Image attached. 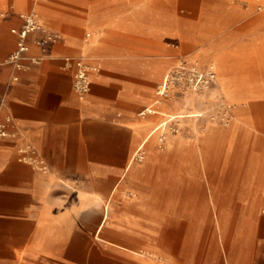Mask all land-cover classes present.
Wrapping results in <instances>:
<instances>
[{"label": "crops", "instance_id": "1", "mask_svg": "<svg viewBox=\"0 0 264 264\" xmlns=\"http://www.w3.org/2000/svg\"><path fill=\"white\" fill-rule=\"evenodd\" d=\"M10 1L14 4V9L7 10L0 6L7 13L0 21L1 60L5 59L16 46L17 36L11 32V28L21 25L19 14L24 10L15 8L25 4L27 0ZM94 1L96 3L91 5L85 0H31L44 25L59 31L62 38L43 49L36 41L43 36L42 33L32 32L28 36L30 49L27 55L39 57L40 62H30L21 68L9 63L0 65V101L2 97L5 99L3 105L0 104V117L11 115L12 123L9 128L14 131V135L0 137V264L22 262L23 231L39 233L51 230L50 226L54 219L53 201L58 198L56 187L63 186L72 177L85 173L87 168L94 166L96 161L94 152L103 150L101 146L98 149L96 147L95 142L99 136L108 138L109 143L104 149L109 153H115L123 149L119 148V140L123 134L140 125L147 126L133 109L125 110L117 117L111 107L104 105L110 96L109 86L117 77L113 73L128 71L116 69L108 64L105 58H101L110 54L106 47L110 36L115 35L118 39L130 37L138 41L144 40L147 43L146 50L160 47L173 51L175 50L173 45L177 44L184 49L194 48L192 33L182 29L156 34L153 31L156 29H153L144 35L140 28L143 26L141 20L151 13L155 15L157 13L158 19L162 20L165 17L162 13H166L163 10L180 12L179 10L185 6L190 9L214 3L215 0ZM219 1L236 4L246 2L249 10L253 11L255 8L260 10L256 17L260 23L259 27L251 30L246 43H238L240 53L237 58L231 59L228 53H225L214 59L217 65V79L216 89L212 91L218 89L229 98L233 115L231 123L228 127H223L208 119L205 123L200 122L202 131L199 130L197 123L187 132L179 128L175 132L168 129L165 148L173 155L179 147L198 152V146L201 150L204 146L214 157L216 153L214 147L221 141L218 177L209 180V183L223 184L224 191H231L232 186L236 188L240 184H255L256 202L264 193V0ZM114 3L117 7L116 19L111 17V7ZM58 8H63V12ZM228 12L229 17H238L241 13L232 10ZM115 26L127 29L130 31L129 35L121 30L111 31L110 29ZM203 29L202 31H205ZM220 30L226 31L227 28H215L216 32ZM162 35L171 37L173 44L161 41ZM204 45V42L199 43L198 47H202L200 52L213 56V49L217 45L212 42ZM79 53L94 59L95 61H91L84 58L99 68L98 72L92 73L93 85L86 98H81L73 86L76 67L70 59L77 57L75 54ZM235 63L239 74L237 82H234L230 75ZM168 76L169 74L165 73L161 83ZM122 79L125 82L130 81L127 76ZM206 93L200 94L199 101L195 94L187 95V103L194 105V110L189 114L194 117L206 114V111H202V107L208 108V105L205 106L208 100ZM162 94L158 89V97ZM159 103L161 102L158 98L152 100L140 110V114L160 111L157 108ZM163 113L165 117L158 120L132 150L126 163L127 169L132 166L136 155L156 147L159 132L166 130L170 120L186 115L185 110L181 109ZM115 117L118 120H113ZM27 145L34 147L38 156L45 159L47 169L36 168L30 161L19 158L21 149ZM107 161L112 167V175L117 176L118 157L112 155ZM172 171L173 169L170 171L164 167L158 168L157 182L160 185L157 191L160 195L169 193L167 179ZM114 180L116 182L118 178ZM96 182L98 184L102 180ZM205 191V188L194 186L192 192L196 194ZM214 193L215 187L210 186L211 196ZM95 194V207L91 208L90 212L107 217L109 205L105 201V196L101 190ZM163 224L158 242L174 250H185L187 238L191 234L189 223L168 216ZM212 231L209 230L204 238L201 258L204 257L211 242ZM253 231L256 237L253 264H264V212L259 214L254 222Z\"/></svg>", "mask_w": 264, "mask_h": 264}, {"label": "rangeland", "instance_id": "2", "mask_svg": "<svg viewBox=\"0 0 264 264\" xmlns=\"http://www.w3.org/2000/svg\"><path fill=\"white\" fill-rule=\"evenodd\" d=\"M85 1L91 5L96 3L94 0ZM13 5L10 0L0 1V6L7 10L14 9ZM235 5L237 7H232ZM191 8L185 6L180 12L161 9L166 12L162 13L165 15L162 20L158 19L157 13L148 14L141 20L143 26L140 28L144 35L153 29H156L153 30L156 34L184 29L187 33H192L194 48L184 49L177 44L173 45V51L160 47L146 50L147 43L144 40L110 36V41L106 44L110 54L101 58H105L116 69L128 71L113 73L117 77L109 86L110 96L104 105L111 107L117 117L125 110L133 109L147 126L140 125L123 134L119 140V148L123 149L115 153L104 149L109 143L106 136L97 138L96 147L98 149L101 146L103 150L94 152V166L87 168L85 173L72 177L63 186L56 187L58 198L53 201L54 219L51 230L39 233L23 231V260L18 264H253L256 238L253 224L263 212L264 193L255 202V184H240L236 188L232 186L231 191H224L223 184L209 183V180L218 177L221 141L214 147V157L204 146L202 150L198 146V152L179 147L172 155L165 148V143L168 129L175 132L179 128L187 132L197 123L202 131L200 122L205 123L208 119L223 127L230 125L233 115L229 98L224 92H213L206 85L215 84L212 75L217 69L214 61L216 56L228 53L231 59L237 58L240 53L238 43H246L251 30L259 27L256 17L260 10H249L246 2L236 4L219 0ZM15 9L33 11L40 19L31 0ZM58 9L63 12V8ZM229 10L241 12L240 16L229 17ZM116 13L114 3L111 17L116 19ZM40 22L44 24L41 19ZM216 27H225L227 30L216 32ZM110 30H121L127 36L130 32L117 26ZM164 36L162 35L161 41L172 42L171 37ZM158 40L157 38L156 41ZM201 42H204V46L211 42L217 45L213 49V56L200 52L202 47L198 45ZM75 55L95 61L80 53ZM165 73L169 74L168 86L158 97V89ZM230 75L237 82L239 74L236 63L233 64ZM124 76L130 81L125 82L122 79ZM92 85L93 83L89 92ZM203 90H207L208 100L205 106L208 105V108L202 107V111H206L204 116L194 117L189 114L194 110V105L187 103L186 97L195 94L199 101ZM89 92L80 97L86 98ZM144 94H148L149 98L144 97ZM157 98L161 102L157 106L160 111L140 114L143 107ZM180 109L185 110L186 115L170 120L166 130L159 132L156 147L136 155L132 166L127 169L126 163L132 150L143 135L165 117L163 112ZM113 120L118 119L115 117ZM162 138L164 140H160ZM112 155L118 157L119 161L117 176L112 175V167L107 161ZM160 167L170 171L173 169L168 174L167 187L170 189L166 195H160L157 191L160 185L157 182ZM115 178H118L116 182ZM100 179L102 182L97 184L96 181ZM194 186L205 188L206 191L193 194ZM210 186L215 187L212 196ZM98 190H101L109 205L107 217L90 212L95 207L94 197ZM168 216L186 220L191 226L187 248L183 251L158 242L161 228ZM209 230H213L212 239L201 258L204 238ZM34 243L38 245L35 246Z\"/></svg>", "mask_w": 264, "mask_h": 264}, {"label": "built area", "instance_id": "3", "mask_svg": "<svg viewBox=\"0 0 264 264\" xmlns=\"http://www.w3.org/2000/svg\"><path fill=\"white\" fill-rule=\"evenodd\" d=\"M6 15V11L0 8V21H2ZM19 16L21 18V25L19 27L11 28V32L17 36L16 46L5 59H0V65L9 63L14 67L21 68L26 67L30 62H40L41 59L39 57L27 55L30 49L28 36L32 32L39 31L42 33L43 36L36 41L43 49H46L50 43L62 38V34L59 31H55L42 24L37 13L33 11L21 12ZM70 61H72L76 67L73 76L74 89L79 96L83 97L91 88L92 73L98 72L99 68L88 63L83 57H75L70 59ZM4 100V97H2L0 101L1 105H3ZM11 123V115L7 114L4 118L0 117V137L14 135V131H11L9 128ZM20 153L19 158L21 160L30 161L36 168L47 169L45 159L38 156L36 149L31 145L23 147ZM262 210L264 212V200Z\"/></svg>", "mask_w": 264, "mask_h": 264}, {"label": "bare ground", "instance_id": "4", "mask_svg": "<svg viewBox=\"0 0 264 264\" xmlns=\"http://www.w3.org/2000/svg\"><path fill=\"white\" fill-rule=\"evenodd\" d=\"M34 8L36 9V7L34 6ZM212 78H213V80L215 81V83H216V79H217V70H216V73L214 74V75H212ZM168 82H169V76L167 77V79L163 82V83H161L160 84V87H159V91L161 92V93H164L165 91H166V89H167V86H168ZM215 85L216 84H214V83H211V84H208V85H206L207 86V88L209 89H211V90H215L216 88H215ZM218 90V89H217ZM207 92V90H203V91H201V93L200 94H204V93H206ZM196 110V109H195ZM167 113V112H166ZM161 127V126H160Z\"/></svg>", "mask_w": 264, "mask_h": 264}]
</instances>
